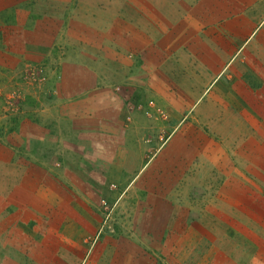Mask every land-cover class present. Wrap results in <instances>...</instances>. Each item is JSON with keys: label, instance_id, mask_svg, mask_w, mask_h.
I'll use <instances>...</instances> for the list:
<instances>
[{"label": "rangeland", "instance_id": "obj_1", "mask_svg": "<svg viewBox=\"0 0 264 264\" xmlns=\"http://www.w3.org/2000/svg\"><path fill=\"white\" fill-rule=\"evenodd\" d=\"M119 1L123 8L116 7ZM128 1L138 6L143 1L144 7L155 9L167 5L164 0ZM48 3L0 0V192L13 188L15 179L27 170L34 181L48 177L58 202L50 206L48 193L42 191L35 204L22 208L24 212L13 214L5 201L0 205V264H40L36 260L41 252L33 251L25 231L29 224L42 220L41 226H34L40 233L45 226L41 217L50 216L52 210L54 217L47 226L55 234L69 225L81 234L96 230L100 237L110 235L119 244L130 236L141 246L140 237L146 236L148 243L143 247L153 264H264V174L256 162V166L248 164V172H244L248 167L237 165L240 181L234 177L227 181L229 174L203 157L197 167L203 173L130 172L126 158H114L120 165H111L109 156L102 157L106 151L99 148L95 153L94 140L87 134L94 132L96 110L92 113L88 106L86 119L70 120L80 101L96 104L99 110H113L105 106L111 93L122 98L118 120L123 131L138 111L140 116L133 124H140L135 127L140 137L145 129L162 139L168 136L154 120L164 118V111L154 107L153 100L140 98L142 104L130 96L127 101L125 71L118 78L111 75L110 63H96L100 55L84 36V23L111 19L123 28L127 21H135V15L128 18L131 5L126 2L124 7L122 0H53L54 7ZM117 11L121 12L113 14ZM145 16L152 21L150 15ZM79 65L90 69L87 79L76 71ZM99 89V97L89 96ZM193 128L183 127L185 139H191ZM160 141L157 137L150 146ZM73 183L78 185L72 190ZM81 198V205L85 202L91 207L98 222L81 211ZM230 203L241 211L237 214L241 221H227L225 210ZM42 209H50V214ZM33 218L38 221L29 222ZM96 238L87 232L84 241L91 245Z\"/></svg>", "mask_w": 264, "mask_h": 264}, {"label": "crops", "instance_id": "obj_2", "mask_svg": "<svg viewBox=\"0 0 264 264\" xmlns=\"http://www.w3.org/2000/svg\"><path fill=\"white\" fill-rule=\"evenodd\" d=\"M48 1L49 6L54 7L53 0ZM122 1L124 7L126 2L131 5L128 18L135 15V21H127L123 28L111 19L90 22L88 26L84 23V36L91 40L90 45L100 55L96 63H110L111 75L118 78L121 71H125L123 79L130 93L125 96L127 101L130 96L133 102L142 104L153 100L154 107L164 111V118L154 120L168 136L162 139L158 134H147L145 129L140 137L138 131L135 132L139 123L133 124L140 116L138 111L123 131L118 120L122 98L110 93L112 101L104 99L102 103H108L105 106L110 105L113 108L108 109L113 110H99L98 105H88L84 100L87 104L80 101L77 112L73 110L75 115L70 117L75 121L81 116L88 117V106L92 113L97 111V117L94 115L92 119L94 132L87 134L94 140L95 153L99 148L106 151L102 157L109 156L111 165H120L121 161L115 163L114 158H126L132 168L130 172L143 174L151 170L163 176L203 173L197 168L202 157L209 159L212 166L220 167L222 173L229 174L227 181L233 177L234 181L242 180L237 165L248 167L244 169L248 172V164L256 162L261 168L258 171L264 174V0H164L167 5L158 9L144 7L143 1L139 6ZM120 2L117 8L122 7ZM145 14L150 15L152 21ZM52 20H57L55 14ZM88 30L91 31L88 33ZM76 71L83 79L91 72L81 65ZM101 92L99 89L88 94L99 97ZM140 98L143 101H139ZM65 114H69L67 109ZM187 125L196 127L191 139L182 135ZM157 137L161 144L150 146ZM187 140L189 144H185ZM192 161L195 163L190 166ZM39 178L40 181H34L30 172L23 171L15 179L16 187L1 189L0 205L5 201L13 214L21 213L27 204H35L37 197L43 196L42 191L48 193L50 206L58 203L48 177ZM175 179L176 176L173 180L177 182ZM76 184H70L72 190ZM81 203L82 198L79 206ZM230 205L234 204L230 203L225 210L227 221H241L237 215L241 211ZM81 207L91 221H99L85 202ZM42 211L50 214L51 210ZM53 217V210L50 216L41 217L45 226L40 233L34 226H41L42 220L34 226L29 224L25 231L33 251L41 252L36 260L40 264H153L143 247L148 243L146 236L141 235V246L130 236L119 244L110 235L100 237L96 230L80 231L81 234L69 229V225L55 234L54 229L47 226ZM31 228L33 232H29ZM87 232L97 235L91 245L84 241Z\"/></svg>", "mask_w": 264, "mask_h": 264}]
</instances>
